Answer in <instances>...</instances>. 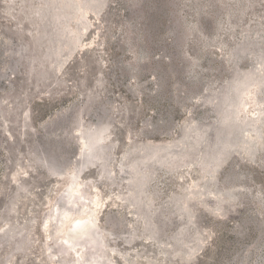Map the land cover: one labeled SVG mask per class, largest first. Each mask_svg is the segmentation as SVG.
Instances as JSON below:
<instances>
[{
	"label": "rangeland",
	"instance_id": "374dc122",
	"mask_svg": "<svg viewBox=\"0 0 264 264\" xmlns=\"http://www.w3.org/2000/svg\"><path fill=\"white\" fill-rule=\"evenodd\" d=\"M0 264H264V0H0Z\"/></svg>",
	"mask_w": 264,
	"mask_h": 264
},
{
	"label": "bare ground",
	"instance_id": "6f19581e",
	"mask_svg": "<svg viewBox=\"0 0 264 264\" xmlns=\"http://www.w3.org/2000/svg\"><path fill=\"white\" fill-rule=\"evenodd\" d=\"M87 225H89V222L88 221H84V222H82V221H78V222H76L73 226H72V228H71V233H75V232H77V231H84L85 230V228L87 227Z\"/></svg>",
	"mask_w": 264,
	"mask_h": 264
},
{
	"label": "flooded vegetation",
	"instance_id": "af4514ba",
	"mask_svg": "<svg viewBox=\"0 0 264 264\" xmlns=\"http://www.w3.org/2000/svg\"><path fill=\"white\" fill-rule=\"evenodd\" d=\"M80 232H82V231L80 230V231H77V232H75V233H80Z\"/></svg>",
	"mask_w": 264,
	"mask_h": 264
}]
</instances>
